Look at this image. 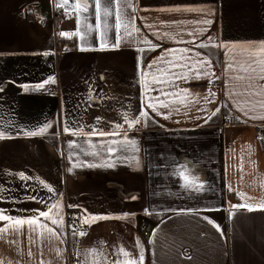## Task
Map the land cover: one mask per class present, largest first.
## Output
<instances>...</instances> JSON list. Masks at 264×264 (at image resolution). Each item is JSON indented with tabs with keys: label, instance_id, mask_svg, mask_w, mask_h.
Returning a JSON list of instances; mask_svg holds the SVG:
<instances>
[{
	"label": "crops",
	"instance_id": "0c3cea01",
	"mask_svg": "<svg viewBox=\"0 0 264 264\" xmlns=\"http://www.w3.org/2000/svg\"><path fill=\"white\" fill-rule=\"evenodd\" d=\"M135 2L139 8L136 24L161 48L149 50L148 45L123 41L119 47H112L115 30L110 28L108 45L101 49L96 32L86 41L78 36L61 37L63 30L53 33L49 22L40 24L25 17L28 6H34L36 16L44 19L60 11L69 31H75L76 16L66 17L55 0H0V130L6 134L0 139V187L6 189L0 193V209L14 217L31 216V210H46L40 200L49 204L59 201L65 221L62 231L66 234L61 237L63 243L52 238L50 243L45 239L35 244L23 236H8L0 240L3 264H78L77 253L93 247H104L111 254L123 246L136 254L140 250L137 239L143 246L144 264H264V208L258 207L264 204V140L260 139L264 136V120L248 119L234 106V102L246 99L256 104L264 100V95L229 96L230 92H242L245 82L230 79L243 73L226 71L233 57L237 61L243 58L242 49L264 42V0ZM175 6L198 7L211 14L160 11ZM79 19L82 33L85 23H94L91 12L81 13ZM198 19L212 23L198 25L207 31L197 43L212 37L214 43L227 47L197 49L180 43L181 38L194 39L188 35L194 26L171 22ZM109 23L113 24L114 18H109ZM149 24L153 27L148 28ZM157 32L160 36L154 35ZM164 33H171L175 39L163 37ZM57 42L61 43L59 50L55 49ZM185 47H192L213 61L208 70L219 76L217 87L206 77L192 79L193 73L187 68L183 71L188 78L175 80L178 87L156 85L151 73L142 75L143 65L152 59L167 55L179 60V50ZM139 48L145 50L141 52ZM164 49L176 51L165 53ZM259 70L257 66V73ZM50 76L55 77V84L31 90V86ZM212 80H216L215 76ZM25 84L30 90L20 87ZM153 87L181 94L179 98L160 96L161 100H176L168 109L158 106L163 115L146 108L148 97L159 95V91H151ZM209 88L216 93L209 97L211 103L202 99ZM255 91L262 89L257 86ZM218 106L220 112L205 123ZM138 110L148 111V124L128 128L124 115L131 119ZM223 113L241 116V120L221 127ZM249 115H264V109L256 104ZM97 117L103 118L99 125ZM48 123L52 127L42 135L23 134L22 130H34ZM115 124L123 125L119 135L91 137L98 155L80 154L73 158L101 166L76 167L74 174L69 173L68 142L75 140L88 148V137L83 133L65 134L63 127L83 126L87 132L96 125L112 132ZM125 132L136 141L138 151L131 145L127 151L114 145L117 151L113 153L101 147L103 141L113 139L127 143ZM106 164L113 166H102ZM180 165H187L188 172L199 178L202 191L182 187L184 180L176 171ZM20 172L31 179L22 180L17 175ZM39 180L62 195L50 193ZM32 196L37 200H31ZM242 204L252 205L253 210L233 207ZM126 213L128 217L123 218ZM67 214L74 218L71 225L85 231L86 236L69 237ZM90 215L111 218L82 223ZM5 223L0 222V226ZM13 239L19 242L10 243ZM68 243L73 244L69 261ZM29 248L32 256L27 254ZM57 249L62 255L57 254ZM114 258L110 255V259Z\"/></svg>",
	"mask_w": 264,
	"mask_h": 264
},
{
	"label": "snow or ice",
	"instance_id": "6c2138e0",
	"mask_svg": "<svg viewBox=\"0 0 264 264\" xmlns=\"http://www.w3.org/2000/svg\"><path fill=\"white\" fill-rule=\"evenodd\" d=\"M57 8H61L64 10L66 17H71L75 15L77 18V28L72 32L61 31L59 35L61 37L71 38L72 36L80 37L81 41H86V38L93 32H96L99 37V45L100 48L103 49L108 45L109 40V30H115V43L111 45L112 47H119L120 43L128 42V43H140L148 45L149 50H156L161 48L162 45L159 43H154L152 40L148 38L142 31V28L136 24L137 19L139 18L137 13L139 8L135 2V0H55ZM160 11L164 12H190V13H205L210 15L211 12L206 9L198 8V7H190V6H175L170 8L160 9ZM94 16V23H85L84 24V32H81V22H80V14L81 13H89ZM109 18H114V23H109ZM85 21L88 20V16L84 17ZM146 19V18H144ZM164 23V22H162ZM211 20L207 19H198V20H189V21H173L172 25H193L192 31L188 33V35L193 36L194 39L190 41H184L182 38L180 39V43H186L189 45H194L195 48H207L210 46L213 47H227L226 45L220 43H214L212 37H207L206 40H200L197 43V40L204 35L207 29L198 27V25L203 24H211ZM171 26V25H169ZM148 28H152L153 25H147ZM156 36H160V33H154ZM163 37H167L169 39H175V37L171 33H164ZM161 37V38H163ZM84 50V49H81ZM145 49L139 48L138 51L143 52ZM175 49H164L165 53L174 52ZM181 52V56L179 60L170 59L167 55H161L158 58H154L148 62V64L143 65L142 75H148L149 73L153 76V83L156 85L167 84L169 87H178L175 84L176 79H187L188 76L183 71L185 68L188 69V72L193 73L192 79L199 78H209V82L211 83V77L215 76L216 79H219V76H216L214 72H209V67L213 64V61L205 56L203 53L199 51H195L192 47H185ZM48 53H45L47 55ZM242 59L237 61L235 57H233L232 62H229L226 65V71H236L238 73L235 77H231L230 79H235L237 81L245 82L244 90L242 92H230L229 96H258L264 95V84L254 83L255 81H264V42H261L258 46H250L248 48H244L241 50ZM189 62L191 65L189 66ZM142 63V61H141ZM238 65V68L236 67ZM257 66H259V73H257ZM174 69H180V72L174 71ZM56 80L54 76L48 77L47 80L38 83L36 85L31 86V90H39L45 89L46 84H55ZM260 87L262 89L261 92H256L255 87ZM25 91L30 90L29 85H20ZM3 91V88H0V92ZM151 91H159V95L152 97H148V103L146 104L147 109H151L153 113L156 115H163V113L159 112L158 106L168 109L172 104L176 102V100L166 99L161 100L160 96L164 97H180L179 92H169L165 88L161 87L159 89L153 87ZM208 95L202 97L206 102H213L209 99V97H215L216 93L212 91L211 88L208 90ZM184 93H187V90H183ZM91 99V97H89ZM198 102V101H197ZM183 103V100H181ZM256 104L264 109V100L257 101ZM256 104H253L250 100H244L243 102L236 101L234 102V106L237 111H239L242 116L247 117L251 120H264V115H249V112L255 110ZM227 107V105H224ZM175 111H179V108L174 109ZM220 107H216L211 116L205 119V123L208 120H211L212 116H215L220 112ZM171 115V112L168 113ZM139 117H143L145 119L150 118L148 111H141ZM167 118V116L165 117ZM102 117H97V125L102 121ZM124 121L128 124V128L134 127L136 124L141 123V119L133 116L131 119L127 114L123 117ZM236 119L238 121L241 120V116H237ZM243 122H247L244 120ZM52 127V124L48 123L43 126H40L34 130H22L23 134L27 137H33L37 135H42L47 132L49 128ZM123 127L122 124H115V130L112 132H108L102 128L97 127L96 125L91 126L87 132H85L84 127H78L73 129L67 125L63 127V132L65 134H70L73 136H77L79 133H83L86 137H88L86 143L88 144V148H85L83 144H77L75 140L69 141L67 147L69 149L68 159L70 161V167L68 169L69 173L74 174V169L76 167H97L101 165H96L89 163L87 161H81L79 159L74 160V156H78L83 154L84 156H96L97 152L94 151L97 145L92 143L91 137H108L119 135V129ZM6 138V134L0 130V139ZM11 138V137H7ZM261 140H264V136L260 137ZM124 140L127 143L119 142L115 139L103 141L101 147L106 150L108 153H113L117 151L114 148V145H119V150L127 151L128 146L131 145L135 150L138 151L136 146V141L131 140L127 136V132L124 133ZM251 147L250 145L248 146ZM78 149L77 151H74ZM139 161H137V164ZM102 166H113L112 164H106ZM242 170V169H241ZM177 174L184 180V184L182 187L191 189L196 192H200L203 190V183H197L198 177L192 176L190 172H188L187 165H180L177 168ZM11 174V173H9ZM17 175L22 180H29L30 177L26 176L23 172L17 173ZM38 179V178H37ZM39 183L43 184L50 193H53L57 196L62 194L57 193L56 190L46 184L44 181L39 180ZM230 190L231 187L229 186ZM6 191V189L0 187V193ZM243 196V193H238ZM31 200L36 201L37 197H30ZM135 199V197H133ZM40 203L44 204L46 210H31L34 214L31 216H11L6 213L5 210L0 209V222H7L0 226V240H6L8 236L14 237H26V239L31 244H35L37 240L43 242L45 239L51 242L52 238L60 240L63 243L62 236L66 235L62 229L65 227L64 216L62 215V206L59 201L55 204H49L46 201L40 200ZM69 207H78L76 205H69ZM233 207H247L249 211L253 210L252 205L242 204V205H233ZM258 207L264 208V204L259 205ZM29 211V210H24ZM191 211V210H189ZM147 213L148 210L145 209ZM129 214H124L123 218H127ZM44 218L41 220L40 218ZM111 217L107 216H93L85 217L82 220V223L89 224V220L95 221L100 219H109ZM121 218V217H117ZM207 219V218H205ZM209 223L212 221L209 220ZM55 226V227H53ZM90 226V225H89ZM71 229V234L73 237H84L87 233L83 230H78L75 225H68ZM217 230L219 231V226L216 225ZM19 242L18 239H13L10 241L12 244H17ZM151 242V241H150ZM101 245L104 244L103 241L100 242ZM136 247L139 250L138 253L133 254L132 252L126 250L125 247L119 246L116 248L115 252L111 254L108 253L107 249L104 247H93L87 249L83 254L77 253L78 264H144V250L143 246L140 244L139 240H136ZM29 256L33 255L31 248H29L28 253ZM57 254L62 255V252L57 249ZM110 255L115 257L114 259H110ZM191 259V257H188ZM0 264H3V261L0 260ZM19 264V262H17ZM43 264V262H41Z\"/></svg>",
	"mask_w": 264,
	"mask_h": 264
},
{
	"label": "built area",
	"instance_id": "2783aa9c",
	"mask_svg": "<svg viewBox=\"0 0 264 264\" xmlns=\"http://www.w3.org/2000/svg\"><path fill=\"white\" fill-rule=\"evenodd\" d=\"M24 15L26 18L31 19V20H35L37 22H39L40 24H45V22H49L50 25V29L51 31L54 33L56 31H60L63 30L65 32H70L69 29L67 28V25L64 24L63 19H64V15L62 12L60 11H54L48 18H39L36 16L35 13V7L34 6H28L26 7V9L24 10ZM60 42L56 43V50L60 49ZM212 86L217 87L219 85V80H212L210 83ZM49 90L51 91H56V88H50ZM237 124V120L235 118V116L232 113H223L221 115V122H220V126L224 127V126H233ZM74 218L73 216L67 214L66 215V221L68 223V225H71L73 222ZM85 226H82V229H85ZM73 247V244L68 243V252H67V259L68 261L71 260V253L69 251V249H71Z\"/></svg>",
	"mask_w": 264,
	"mask_h": 264
},
{
	"label": "rangeland",
	"instance_id": "374dc122",
	"mask_svg": "<svg viewBox=\"0 0 264 264\" xmlns=\"http://www.w3.org/2000/svg\"><path fill=\"white\" fill-rule=\"evenodd\" d=\"M140 112H141V110H138V113H137V116H136V117L140 118L142 122L139 123L138 125L148 124V119H145V118H143V117H139ZM68 235H69V237H70V235H71V229H70V233H69ZM69 242H71L70 239H69Z\"/></svg>",
	"mask_w": 264,
	"mask_h": 264
}]
</instances>
